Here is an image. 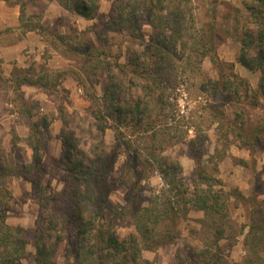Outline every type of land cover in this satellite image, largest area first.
<instances>
[{
	"label": "trees",
	"instance_id": "obj_1",
	"mask_svg": "<svg viewBox=\"0 0 264 264\" xmlns=\"http://www.w3.org/2000/svg\"><path fill=\"white\" fill-rule=\"evenodd\" d=\"M100 1L58 3L91 21ZM242 4L247 15L238 39L236 62L250 72L260 73L258 90L264 99V0H243ZM206 28L197 31L193 0H114L98 47L77 48L70 38L57 39L83 60L86 69L95 75L101 72L106 84L102 97L86 94L90 106L83 114L70 112L62 105L56 109L62 147L59 158L52 162L63 173L64 189L56 194L51 193L49 185L39 190L42 226L34 241V264H52L55 248L60 244L65 245V256L72 264H153L142 253L154 252L179 238L175 228L182 206L187 213H202L200 224L205 237L199 251L188 249L190 255L185 264H264L263 220L251 217L244 238L246 255L241 263L230 262L222 253L220 241L235 238L233 234L225 235L232 228L227 224V202L234 192H223L221 182L206 174L196 159L197 171L189 196L181 165L163 155L165 139L159 141L160 136L174 138L169 137V129L163 130V125L168 127L165 122L173 119L172 111H178L182 88L189 96L193 88H199L195 92L206 97L205 109L214 118H224L226 105L232 102L257 103L256 92L248 81L234 74L232 64L218 58L214 25ZM108 33L121 36L123 47L121 43L116 45ZM123 50L126 59L121 62ZM204 60L216 70V80L203 71ZM11 78L17 93L22 86L37 85L29 77V68L13 67ZM72 78L83 89L79 75L72 73ZM51 122L46 115L31 121L26 139L32 152L30 164L13 169L0 157V264H19L26 258L25 230L6 223L13 198L8 179L28 180L26 176L32 170L39 176L44 174L41 150L43 141L49 138ZM109 129L115 131L111 151L104 146ZM239 129L232 126L238 136ZM255 132L256 144L260 145L264 141V125H258ZM137 135L143 139L140 147L135 145ZM252 142L246 139L245 145L252 149ZM123 155L126 160L118 182L126 189L123 201L130 208L134 230L125 236L118 231L121 209L110 202L115 190L110 175ZM155 170L163 180L161 197L165 198L141 205L142 184ZM254 198L251 195L249 199ZM261 207L255 205V212H260Z\"/></svg>",
	"mask_w": 264,
	"mask_h": 264
},
{
	"label": "rangeland",
	"instance_id": "obj_2",
	"mask_svg": "<svg viewBox=\"0 0 264 264\" xmlns=\"http://www.w3.org/2000/svg\"><path fill=\"white\" fill-rule=\"evenodd\" d=\"M58 1L0 0L2 161L12 168L30 164L32 152L26 139L31 121H37L42 115L52 120L49 138L42 143L44 174L39 176L32 170L26 176L28 180L20 177L8 179V187L13 198L6 223L12 227H22L28 243L26 258L19 264H34V241L42 226L39 190L47 185L53 194L61 193L64 189L63 173L52 162L53 159L59 158L62 147L58 138L60 130L58 127H61V122L57 118L56 109L62 105L70 112L78 111L83 114L90 106L85 98L86 94L102 97L106 84L101 72L95 75L86 69L83 60L67 51L65 45L57 39L70 38L77 48H85L86 45L98 47L114 0H101L96 17L91 21H86L66 10ZM242 2L243 0H193V13L199 33L207 29L208 25H214L213 34L217 43L218 58L224 63L232 64L234 74L248 81L256 92V105L252 104V100L232 102L229 106L226 105L224 118H214L210 111L205 109L208 106L206 97L195 92L199 91V88H193L190 96L182 88L181 96H178V111L176 113L172 111L173 119L165 122L168 127L166 124L163 125V130L169 129V137L174 138L168 136L159 138V141L165 139L164 145L162 144L163 155L181 165V177L189 188V196L192 195V181L197 171L196 159H199L201 169H204L206 174L221 182L223 192L233 191L232 196L238 195V198L229 197L227 202L229 214L227 224L232 228L227 229L225 235L233 234L235 238L220 241L223 255L232 263H241L246 255L244 238L249 230L251 217L256 221L263 220L264 223V141L257 145L258 136H255L258 125H264V99L258 90L260 73L250 72L236 62L240 48L238 39L247 15ZM148 33L146 28V34ZM108 34L114 37L116 45L121 43L123 47L121 36L115 33ZM115 51L113 48V52ZM125 59L123 50L121 62ZM23 63L25 69L29 68L30 79L37 85L22 86L17 93L13 88L11 72L13 67H22ZM202 68L211 80L217 79V72L208 60L202 62ZM72 73L79 75L83 89H80L73 80ZM236 115L238 118L235 120ZM234 124L241 128L238 131L242 136H238L232 130ZM114 139L115 131L107 130L104 146L108 151L112 150ZM246 139L252 140L255 147L251 149V146H246ZM142 140L140 135L135 136L136 147L141 146ZM158 152L161 153L160 149ZM125 160V155L120 156L110 175V180L115 184L110 202L121 209L122 220L117 222L121 236L134 231L130 208L123 201L126 189L118 182ZM22 173H26L25 170ZM164 189L160 174L156 170L149 173L148 179L142 184L140 204L146 206L157 200L163 201L165 197L161 196ZM251 195L255 197L252 200L249 199ZM181 202L183 204V201ZM255 205L262 206L260 212H255ZM180 209L175 228L179 238L154 252H143L144 259L153 264H185L190 255L188 249L199 251L202 247L205 238L200 224L202 213L195 211L187 213L183 206ZM65 249L64 244L56 246L52 264H72L65 256Z\"/></svg>",
	"mask_w": 264,
	"mask_h": 264
},
{
	"label": "crops",
	"instance_id": "obj_3",
	"mask_svg": "<svg viewBox=\"0 0 264 264\" xmlns=\"http://www.w3.org/2000/svg\"><path fill=\"white\" fill-rule=\"evenodd\" d=\"M83 19V18H82ZM87 21V20H86ZM17 65H19V63H17ZM22 68H25V64L23 63V66H22ZM60 124V123H59ZM54 127L56 126V124L55 125H53ZM60 127H58V129H59Z\"/></svg>",
	"mask_w": 264,
	"mask_h": 264
}]
</instances>
